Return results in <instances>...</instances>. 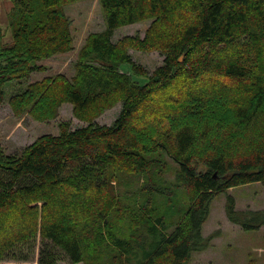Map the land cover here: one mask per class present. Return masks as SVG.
I'll list each match as a JSON object with an SVG mask.
<instances>
[{
    "label": "trees",
    "instance_id": "1",
    "mask_svg": "<svg viewBox=\"0 0 264 264\" xmlns=\"http://www.w3.org/2000/svg\"><path fill=\"white\" fill-rule=\"evenodd\" d=\"M79 1L14 0L13 42L0 26V106L44 123L70 104L85 124L62 121L11 154L0 143V264H190L213 239L202 232L215 198L264 185V0H99L105 29L73 77L30 83L74 50L65 8ZM146 21L144 38L114 41ZM153 48L164 60L151 73L131 50ZM119 104L111 125L96 122ZM226 214L264 225L233 197Z\"/></svg>",
    "mask_w": 264,
    "mask_h": 264
},
{
    "label": "rangeland",
    "instance_id": "2",
    "mask_svg": "<svg viewBox=\"0 0 264 264\" xmlns=\"http://www.w3.org/2000/svg\"><path fill=\"white\" fill-rule=\"evenodd\" d=\"M13 8L14 0H0V26L4 33L5 43L13 42V31L10 27V14ZM65 9L72 21L74 50L71 53L57 55L39 63V65L46 67V71L32 74L30 83L40 82L46 78H55L59 75H64L67 79L73 77L79 51L85 45L87 38L92 33H98L105 29L104 15L99 0H82L66 6ZM150 25L151 22L146 21L120 28L115 32L114 41L135 35L144 38ZM131 54L138 64L147 68L151 73L161 66L164 60V56L155 48L147 50V52L133 49ZM128 69V67H123V70ZM221 79L226 80L224 77ZM156 96L158 97L156 101L160 103V106L168 97L166 92ZM160 106L159 109L161 110ZM120 111L121 104L104 113L96 122L100 125H111ZM153 114L154 111L151 108L144 112V116L148 118L152 117ZM146 117H143V120L148 122ZM62 121L71 122L73 128L85 125L74 117L73 107L70 104L62 105L56 120L42 123L29 115L16 116L10 104L6 102L0 106V143L8 153H14L32 144L44 134L57 135L59 132L58 125ZM173 172L172 169L170 173L173 174ZM112 184L117 187L116 182ZM118 194L119 190H117ZM229 197L235 198L236 210L239 212H264V185L262 183L237 187L218 195L211 205L210 216L204 224L202 232L203 237L213 236V239L208 249L193 253L190 264H250L253 261L264 264V225L258 229H247L232 223L226 214V204ZM181 205L182 203L177 205V209ZM160 208L161 211L171 210L162 205ZM177 209L172 213V216L179 214ZM243 219L250 225L259 224L263 221L260 216H245ZM60 264H69V262L65 260Z\"/></svg>",
    "mask_w": 264,
    "mask_h": 264
},
{
    "label": "water",
    "instance_id": "3",
    "mask_svg": "<svg viewBox=\"0 0 264 264\" xmlns=\"http://www.w3.org/2000/svg\"><path fill=\"white\" fill-rule=\"evenodd\" d=\"M183 61V57L181 58V62Z\"/></svg>",
    "mask_w": 264,
    "mask_h": 264
}]
</instances>
